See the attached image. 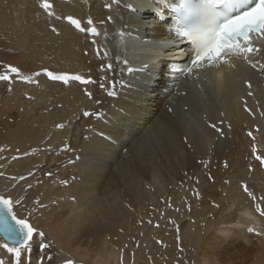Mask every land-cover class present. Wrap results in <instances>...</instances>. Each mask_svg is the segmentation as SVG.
Wrapping results in <instances>:
<instances>
[{"label": "bare ground", "instance_id": "6f19581e", "mask_svg": "<svg viewBox=\"0 0 264 264\" xmlns=\"http://www.w3.org/2000/svg\"><path fill=\"white\" fill-rule=\"evenodd\" d=\"M15 2L22 9L19 16L14 15L18 23L13 32L23 57H10L8 63L16 64L34 82H23L14 94L17 97L20 91L25 116L39 117L41 143L49 138L53 150L64 158L61 185L60 180L43 178L49 193L44 194L45 205L35 221L53 244L51 264H61V258L74 264H132L127 263L122 248L126 234L145 223L147 211L176 187L178 173L186 168L197 169L194 186L199 196L192 208L205 215L182 238L190 245L189 254L199 251L196 264H217L216 251L221 250L250 254L242 264H264V217L256 214L253 201L237 181L247 180L248 167L258 164L252 155L254 146L264 155V116L260 115L264 112V72L243 60L193 76L172 72L173 66H184L187 56L181 50L187 51L188 44L175 43V32L170 30L178 27L177 15L168 10L165 0H148L147 5L142 0H50L55 14L62 17L59 20L46 15L41 0ZM105 4H111L110 12ZM148 9L161 14L154 17ZM67 16L84 23L93 19L101 32L98 45L68 25L63 19ZM0 29L7 33L11 26ZM97 46L101 56L96 55ZM105 49L107 58L103 57ZM259 60L264 62V55ZM109 63L113 70L101 71ZM43 69L80 74L95 83L65 85L49 80ZM36 72L41 75L34 76ZM249 82L252 96L247 95ZM85 90L92 93V99ZM106 90L116 95L109 97ZM245 103L254 115L244 110ZM84 111L99 113V118L84 117ZM118 116L125 119L118 120ZM193 120L198 121L197 127ZM212 123L222 128L223 137L209 126ZM58 124L64 127L56 131ZM101 132L111 135L109 144H102ZM135 165L144 170L137 171ZM0 172L4 173L0 194L17 196L20 190H11L14 181L5 174V166ZM263 174L255 171L253 175L259 186L264 185ZM161 176L167 177L166 183ZM144 178L149 179L151 189L146 188L150 186ZM220 210H228L230 219L234 214L236 219L215 227L210 218ZM249 227L262 235L249 233ZM36 250L40 251L38 242L29 255ZM0 254L9 260L2 249ZM29 255L22 257L25 264H30ZM41 259L35 257L33 264H40Z\"/></svg>", "mask_w": 264, "mask_h": 264}, {"label": "rangeland", "instance_id": "374dc122", "mask_svg": "<svg viewBox=\"0 0 264 264\" xmlns=\"http://www.w3.org/2000/svg\"><path fill=\"white\" fill-rule=\"evenodd\" d=\"M19 4L20 3H16L15 0H0V26L2 27V25L5 24L11 26V29L8 30L7 33L5 29H0V74L5 72L6 65L19 68L16 64L8 63L10 57H23L22 48L17 45L16 32H13V29L18 23L14 15L19 16L22 9ZM3 47H6L4 52H2ZM10 52L13 54L11 55ZM13 60L12 58L11 62ZM30 64H32V61ZM22 83L23 82L18 79L12 84L0 82V167L5 166V174L10 179L20 176L27 177V179L22 181H14V184H12L11 190H20L16 197L23 199V205L18 206L14 210H16L18 214L29 216L35 225V221H37L38 215L41 213L40 209H43L45 205L44 199L46 195L44 194L49 193L46 191V185H43V178L49 177L52 178L53 181L60 180L59 183L61 185V183L64 182L61 180L63 178L60 176L62 172L61 164L64 158L56 153V150H53L54 147L49 144V138H46L45 141L41 143L39 117L36 115L25 116L21 112V94L20 91H17L18 96L16 97L14 91L19 89ZM9 88L11 91H9ZM31 103H33V101H31ZM2 123H5L6 126H3ZM24 123H26L25 129L23 128ZM197 123V120L192 121V124L196 127ZM62 129L56 127V131ZM53 133H55V128L53 129ZM63 136H66V133H64ZM25 153H27V155H25ZM13 156L20 158L13 160ZM257 163V165H250L248 167L249 174L247 180L238 179L237 181H239L238 183L241 185L246 184L249 189L259 197L264 195V185H262V183L261 186L256 184L253 180V175L255 171H259L260 174H263L264 166H260L259 162ZM142 167V165H135L137 171ZM249 168L252 170L250 171ZM142 169L140 171H142ZM186 169H182V172L180 171L178 173V183L176 187L173 190H168L165 194L166 197H164L162 202H159V205L157 203L155 209L147 211L146 216H148L149 219H147V217L144 224L138 223L135 225L133 228L135 232L132 234H126V239L122 243V248L127 263L130 262L135 264L136 259V264H196L199 251L195 250L192 254H189L190 245H188L187 242H183L184 239L182 241V238L186 237L191 228L195 229L196 223L204 219L205 215L202 216L200 212H194L192 208L196 193H198L194 182V173L197 172V169L193 172L187 171ZM29 173H34V175L30 176ZM47 173H51V175L49 176ZM141 174L144 176L143 172H141ZM166 178V176H161V181L164 182L166 180L167 182L168 179ZM263 178L264 174L260 179L263 180ZM143 180H145V178ZM148 180L145 181L150 187L147 186L146 188L151 189L152 184L149 183L150 181ZM49 181L53 182L48 179V182ZM28 184H31L32 187L28 188ZM118 188L121 190L123 187L118 185ZM122 190L128 192L125 188ZM36 201H39L40 204L37 205L35 203ZM261 205L263 208L264 202H262ZM217 212L218 213H215L214 217L210 218V222L214 221L213 225H215V227L217 225L222 227L223 224L226 225L230 223V221L236 219L235 214L233 215L235 219H230L228 210H220ZM256 214L260 216L259 213L256 212ZM48 239H50V237L46 234V240ZM4 242L5 241L0 237V243ZM184 249H187V251L185 252ZM2 251L8 256L10 261H6L1 254L0 261H3V264H13V258L10 254L4 249H2ZM242 253L236 250L216 251L218 260L216 259L215 262L217 264H242V261L251 256L250 254L247 255L244 252ZM42 254L43 253L37 250L32 252V254L29 255L28 263L30 262V264H33L34 258L43 257ZM31 256H33V258ZM36 264H39V262ZM249 264H251V262Z\"/></svg>", "mask_w": 264, "mask_h": 264}, {"label": "snow or ice", "instance_id": "6c2138e0", "mask_svg": "<svg viewBox=\"0 0 264 264\" xmlns=\"http://www.w3.org/2000/svg\"><path fill=\"white\" fill-rule=\"evenodd\" d=\"M113 3H119V0H112ZM142 3L147 5L148 0H142ZM168 10L177 15V24L173 30L175 32L177 45L181 43L188 44V50L183 54L187 56L184 61L183 67L173 66L172 72H178L180 75L193 76L197 75L206 69L220 68L222 65L232 67L230 64L232 60H243L254 70L264 72V62L259 60L261 55H264V0H165ZM40 7L46 13L48 17H53L57 20L62 17L57 16L53 11V3L50 0H41ZM131 7V5H129ZM105 8L110 12L112 10L111 4H105ZM154 17H158L161 13L152 9H148ZM63 19L67 24L73 27L77 32L84 33L87 37L91 38L93 45H98L97 38L101 36L100 30L97 28L93 19L88 18L86 23L81 19L74 18L73 16H67ZM113 17L109 15L107 22L111 23ZM183 21V22H181ZM101 24L104 21L100 22ZM52 31L59 34L58 30L53 27ZM96 55L101 56V49L99 46L95 49ZM87 55V52H85ZM107 50L103 51V57L107 58ZM255 58V59H254ZM128 63L127 60L124 61ZM173 63L174 62H169ZM259 65V67H258ZM5 72L0 74V82H7L12 84L15 80H20L24 83H33L32 76H25L21 70L15 66L6 65ZM112 64L101 66V71H112ZM129 73L133 72L131 67L127 68ZM43 74L51 81L62 82L67 85L70 81L79 82L82 85H88L95 83L91 78L85 77L80 74H55L48 69H43ZM41 72L34 73V76L38 77ZM114 85V82H113ZM104 88V84L100 85ZM249 91L247 95L252 96V85L249 82L247 84ZM9 91L11 89L9 88ZM106 94L109 97L116 95L114 90H106ZM85 95L92 99V93L85 90ZM30 98V97H29ZM96 103H100L96 101ZM244 110L249 115H254L252 110L246 106ZM95 115L99 118V113H91L84 111V117H90ZM261 116H264V112H261ZM125 119L124 116H118V120ZM222 123V122H221ZM215 130L221 137L225 134L221 127H218L215 123L209 125ZM63 124H58L57 128H63ZM229 127H231L229 125ZM102 144H109L111 141V135L101 132ZM248 136L252 137L255 141V136L252 132H248ZM100 146H97L99 149ZM67 151V149H65ZM27 155V153H25ZM252 155L260 166H264V155L258 154L257 149L254 146L252 149ZM20 157L13 156L12 159L16 160ZM225 163V167H227ZM251 171L252 169L249 168ZM4 173L0 172V176ZM34 175V173H29ZM51 175V173H47ZM13 181H22L27 179L25 176L12 177ZM211 179V177H210ZM227 183V181H225ZM66 183V182H65ZM32 185L28 184V188ZM243 191L253 201L255 211L259 213L261 217H264V208L261 207V203L264 202V195L257 197L252 190L246 184L242 185ZM199 196V193H196ZM75 199V198H73ZM37 205L39 201L35 202ZM23 205V199L11 195V193L4 195L0 194V235L6 242L0 243V248L6 250L8 254L13 258V264H25L22 257L28 256L34 245L39 246V250L43 253V257L40 264H44L47 260L51 262L54 260L53 253L50 251L53 247L52 242L46 241V234L44 231L37 228L29 216L18 214L16 209L18 206ZM218 207V205H217ZM30 215V214H29ZM249 233L255 232L256 236H261L262 233L255 231L252 227L248 228ZM10 242V244H9ZM3 264V261H0ZM61 264H74L71 259L61 258Z\"/></svg>", "mask_w": 264, "mask_h": 264}, {"label": "water", "instance_id": "95a60500", "mask_svg": "<svg viewBox=\"0 0 264 264\" xmlns=\"http://www.w3.org/2000/svg\"><path fill=\"white\" fill-rule=\"evenodd\" d=\"M1 236V238L4 240V238L2 237V235H0ZM5 241V240H4ZM6 242V241H5ZM9 244H10V242H9Z\"/></svg>", "mask_w": 264, "mask_h": 264}]
</instances>
